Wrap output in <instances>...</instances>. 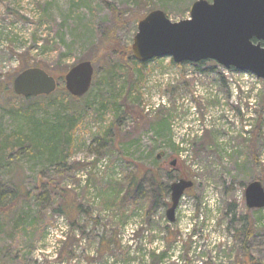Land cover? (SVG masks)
<instances>
[{"label": "rangeland", "instance_id": "obj_1", "mask_svg": "<svg viewBox=\"0 0 264 264\" xmlns=\"http://www.w3.org/2000/svg\"><path fill=\"white\" fill-rule=\"evenodd\" d=\"M196 1L0 0V88L12 90L26 66L56 76L82 62L94 70L83 98L89 109L78 107L84 115L63 166L47 156L0 164V204H11L0 210L1 263L264 264V208L248 209L244 198L253 181L264 189V82L213 61L155 59L140 70L139 116L121 115L119 90L132 64L112 47L122 53L130 47L138 21L150 12L175 23L189 19ZM112 73L114 88L107 81ZM64 92L37 101L32 119L65 115ZM31 104L0 97L1 136L28 133L21 112ZM161 154L168 184L193 182L174 223L166 219L168 206L147 216L145 206L131 203L122 219L103 205L108 182H126L136 166L152 170ZM146 185L144 205L153 198ZM64 204L74 213L59 212Z\"/></svg>", "mask_w": 264, "mask_h": 264}, {"label": "water", "instance_id": "obj_2", "mask_svg": "<svg viewBox=\"0 0 264 264\" xmlns=\"http://www.w3.org/2000/svg\"><path fill=\"white\" fill-rule=\"evenodd\" d=\"M136 28L130 50L140 64L166 57L175 64L213 61L226 70L250 73L264 82V0H197L187 20L173 23L155 10L139 20ZM93 75L90 62L74 65L63 77L65 91L75 99L84 97ZM57 86V81L39 68L26 69L12 80L14 95L25 99L50 96ZM192 187L193 182L185 179L169 186L168 223H174L179 201ZM244 198L248 209L264 208L261 183H249Z\"/></svg>", "mask_w": 264, "mask_h": 264}, {"label": "trees", "instance_id": "obj_3", "mask_svg": "<svg viewBox=\"0 0 264 264\" xmlns=\"http://www.w3.org/2000/svg\"><path fill=\"white\" fill-rule=\"evenodd\" d=\"M108 6L110 11L115 16H117L118 13L116 9L110 4H108ZM261 45L264 46V44ZM112 48V50L115 53H118L121 57L123 56L125 58L124 54L130 55L129 57L131 58L132 64V67H130L127 72L128 74L124 75V80L119 90V106L120 108H122L121 115L123 117L139 116V102H137L138 99L136 96L139 95L138 88L143 80L140 73L143 64L136 62L132 58L130 47L126 48L123 53L122 51H120V49H117L119 48V46L117 45L115 47L113 46ZM33 67H37L45 71L50 76H52L57 81V83L59 80H63V77L66 73V71H64L60 75L56 76L49 73V71L44 67H40L38 65H35ZM27 68L29 69L31 67L26 66L23 70H26ZM135 72H137V74ZM112 75L113 73L109 74L107 81L110 84V87L114 88L115 77ZM61 91L65 90L57 86L55 92L50 96L25 99L14 95L13 91L8 88V85L6 87L0 88V97L5 96L8 99L14 100L25 99V101H32L35 103L28 105V109H24V111L22 112L20 108L18 109V112H21V114L25 118H27L28 121H30L28 133L25 134L20 132H13L8 135H0V164L4 162V160L8 163V161L18 160L22 157L47 156L48 159H50L52 162L57 161L62 165L63 163L61 162H64L66 158L69 157V153L73 145L75 129L81 122V118L84 115L83 112L79 111L78 107L83 106V109H86L85 111L89 109V107L83 102V98L87 94L80 99H75L72 98L67 92H64L67 100L69 101V106L67 107L66 114L62 115V117H60V114H58V117L56 116L54 122L44 117L39 121H35L34 119H32L34 117V112L32 110L37 109L36 107H40L37 104V101H44L45 99L52 100L57 96L58 93H61ZM121 118L122 117H120V119ZM151 169L152 170H143L141 166H136L134 172L130 175V177H128L126 182H108L109 187L104 189L101 199L103 205H105L107 208L115 209L117 212H119V216L122 219L125 218V216L123 215L131 203L134 205V207H137L139 205L145 206L146 209H148V212H146L147 216L158 205H161L162 207H169L170 204L166 203V198L169 197L170 184H168V182L172 179L171 173L161 167L156 157L151 163ZM145 181L147 182L146 191L153 197L152 203L146 205H144L145 195L143 193V183ZM15 196L16 195H14L13 198H15ZM9 206H1L0 204V210H5ZM58 209L59 212L62 211L64 213H74V209H72L71 206L67 204H64L63 208L62 205L59 206ZM75 210H80V207L76 206ZM243 231L244 228L239 230L237 232L238 236H241V232ZM160 257H163V254ZM1 264L11 263L2 262Z\"/></svg>", "mask_w": 264, "mask_h": 264}, {"label": "flooded vegetation", "instance_id": "obj_4", "mask_svg": "<svg viewBox=\"0 0 264 264\" xmlns=\"http://www.w3.org/2000/svg\"><path fill=\"white\" fill-rule=\"evenodd\" d=\"M165 158V155L164 154H161L158 158H157V161H160L161 163H163V165H161L162 168L166 167L167 165V160H164ZM172 162H175V161H172ZM172 162H170V165L172 164ZM175 165V164H174Z\"/></svg>", "mask_w": 264, "mask_h": 264}]
</instances>
